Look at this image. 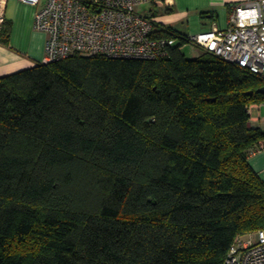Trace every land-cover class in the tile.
I'll use <instances>...</instances> for the list:
<instances>
[{"label":"trees","instance_id":"trees-1","mask_svg":"<svg viewBox=\"0 0 264 264\" xmlns=\"http://www.w3.org/2000/svg\"><path fill=\"white\" fill-rule=\"evenodd\" d=\"M183 45L0 77V264H223L264 228V79Z\"/></svg>","mask_w":264,"mask_h":264},{"label":"built area","instance_id":"built-area-1","mask_svg":"<svg viewBox=\"0 0 264 264\" xmlns=\"http://www.w3.org/2000/svg\"><path fill=\"white\" fill-rule=\"evenodd\" d=\"M21 1L39 7L34 26L46 33L43 63L61 61L74 54L159 60L169 57L171 47L183 41L264 79V0L235 5L224 28L213 26L179 39L156 35L153 13L138 10L142 5L163 0ZM7 2L0 0V30L6 22ZM252 109L253 106L251 112ZM262 149L264 143L253 153ZM223 264H264V228L237 235Z\"/></svg>","mask_w":264,"mask_h":264},{"label":"crops","instance_id":"crops-1","mask_svg":"<svg viewBox=\"0 0 264 264\" xmlns=\"http://www.w3.org/2000/svg\"><path fill=\"white\" fill-rule=\"evenodd\" d=\"M250 0H163L144 8L152 12L157 28H170L179 35L199 33L213 26H228L233 7ZM38 6L8 0L5 15L10 27L9 44L0 42V77L33 67L45 57L46 33L34 26ZM259 108L253 105V108ZM256 120V121H255ZM258 118L252 115L251 121ZM264 179V149L250 156Z\"/></svg>","mask_w":264,"mask_h":264},{"label":"rangeland","instance_id":"rangeland-1","mask_svg":"<svg viewBox=\"0 0 264 264\" xmlns=\"http://www.w3.org/2000/svg\"><path fill=\"white\" fill-rule=\"evenodd\" d=\"M149 5H142L140 7H138L140 11H143L144 8H148ZM183 53L185 54V56L187 58H190V59H193V58H196L198 57L199 55H201L203 53V50L202 48H200L199 46H195L194 44L192 43H186L185 45H183L181 47ZM252 115L254 117H257L258 120L257 122L253 121V123L259 127H261L262 129H264V106L260 107V108H253L252 109ZM252 233V232H251Z\"/></svg>","mask_w":264,"mask_h":264}]
</instances>
